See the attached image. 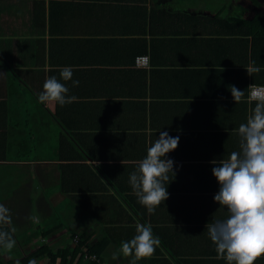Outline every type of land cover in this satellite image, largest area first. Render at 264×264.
Returning a JSON list of instances; mask_svg holds the SVG:
<instances>
[{
  "label": "crops",
  "instance_id": "0c3cea01",
  "mask_svg": "<svg viewBox=\"0 0 264 264\" xmlns=\"http://www.w3.org/2000/svg\"><path fill=\"white\" fill-rule=\"evenodd\" d=\"M127 3L125 0L119 3L115 0H0V155L9 157L7 161L0 162V184L22 186V188L0 196L2 204L10 210L12 218L10 229L14 228L16 232L21 231V234L27 233L29 235H33L35 229H43V223L39 220V208L40 205H43L41 203L45 202L52 209L61 208L64 212V218L82 219L89 217L85 212L78 211L73 206L64 209L65 196L56 188L60 182L57 167L65 165V162L57 164L53 159H55V155L61 152L62 148H66V152L71 149L68 145V139H72L71 134L59 125V120L83 121L85 123L100 122L108 126H118L119 123H129L130 120L134 119L130 114V102H126V98L121 97L123 98L121 100H115L118 98L111 100L117 101L114 103L92 102V104L82 108L75 104L84 103L88 100L77 98L75 102L71 103L78 106L74 113L68 112L67 104L59 107V111L63 108L66 109L65 112L58 115V120L56 118L58 116L55 114L58 105L40 103L38 94L43 90V84L50 76H56L61 83L69 88L68 95L77 94L78 97H88L91 92L94 93L97 90L108 91L110 94L120 97L122 96L120 92L130 90L129 78L125 74L122 75L127 66H107V64L97 63L100 60L117 62L121 60L120 57H123L124 60L127 57L118 45L119 41L124 40V35L113 33L129 30L127 20L122 21V17L116 12L118 10L109 8L110 5L125 8ZM222 3L225 2L149 0L147 7L157 13H163L165 16L181 13L189 16L225 20L229 15L227 13L234 11L235 16L246 18L243 6L227 7ZM122 14H126L125 10ZM164 18L161 20L173 23L170 18ZM168 23L163 21V25ZM168 25L173 30L172 24ZM106 32L110 33L105 34ZM157 38L166 43L164 46H171L169 49L163 50V55L161 54L162 57L159 61L162 62L161 59L166 60L164 54L169 58L176 57V52L179 49L175 47L176 45L173 46V43L178 40V37L168 34L165 37L157 36ZM102 41L118 43L117 45L110 44L108 47L102 45ZM65 67L72 68V80L64 81L60 78V72ZM176 70L174 66L167 64L157 69V71L168 72ZM74 80H79L78 87H73L72 81ZM171 84H173V80L166 81L164 78L159 80L158 94H162L168 87L173 88ZM144 102L145 109H142L143 112L140 113V117H144L146 127L140 133L145 136L146 152L151 143L159 138L161 132H168L172 137L179 136L178 148L167 154L170 156L180 157L181 155L200 153L208 155V159L212 161L213 159L225 158L231 152L240 150L238 131L199 133L186 129H170L181 128L179 126L183 124H194L193 119H196L199 114L197 115L192 111L193 103L190 101L177 100L176 102L166 101L162 98L157 100L146 98ZM94 103L96 104L93 105ZM107 104L109 106H106ZM204 113L207 114L203 117L209 121H216L217 119L227 121L230 118L223 113L213 116V109L209 108ZM140 120L143 121L141 118ZM90 133L91 136L83 137L81 141L86 145L84 148L95 149L94 152L124 154L127 152V147L130 146V139L119 135L120 131L113 132L118 136L117 139H111L104 144L92 143L89 146L91 137L98 139L101 136V133ZM202 134L205 136L202 137ZM79 136L81 138V135ZM16 157L22 158L13 159ZM165 159L174 161L173 170L176 173L174 177L169 174L168 185H201L212 188V191L205 195L194 194V199H191L192 205H188L187 209H174L173 205L170 207L159 206L156 212L158 215L191 216L207 219L208 223L226 219L227 210L214 202V196L219 191V184L212 175V165L209 161L190 162V160L167 158V156ZM85 163L91 166V170L96 173L98 163L90 161ZM111 165H130V163L120 160ZM197 165H202L201 169L205 170L202 177L191 178L193 176H188L183 178L178 176L181 170H188L192 173L190 168L197 169ZM115 170L112 168L113 173ZM96 175L98 176V174ZM101 179H94L93 177L84 180L79 179L80 182L72 181V184L99 185ZM104 183L108 184V182ZM41 186L46 188H41ZM202 195L204 196L199 198ZM31 217L36 219L33 220ZM34 221H36L35 223L39 221L42 227L41 225L37 226ZM46 225H44V229H46ZM64 229L78 231L85 229L91 232L97 227L92 224L87 227L69 226ZM100 234L101 232L98 231L95 236L98 237ZM32 237L26 245H23L19 240L17 242L19 241L24 249L35 244L34 241L37 238H39L40 243V237ZM17 238L19 239V236ZM164 238L167 239L166 233H164ZM179 241L181 242L176 247L179 242L174 238L172 241L173 250H178L180 247V250L187 251V255L184 256L187 257L188 264H227L224 259H217L215 245L211 242L207 229H190L186 232V237L180 238ZM158 248L163 251V256L161 257L162 261L157 264H182L178 262V258H174L166 252L167 246L164 247L160 243ZM255 264H264V255L258 257Z\"/></svg>",
  "mask_w": 264,
  "mask_h": 264
},
{
  "label": "trees",
  "instance_id": "16d2710c",
  "mask_svg": "<svg viewBox=\"0 0 264 264\" xmlns=\"http://www.w3.org/2000/svg\"><path fill=\"white\" fill-rule=\"evenodd\" d=\"M115 1L119 3L124 0ZM125 1L128 2L125 8L116 5L109 6L111 9L118 10L116 12L122 17V21L127 20L129 30L113 32L124 35V40L122 39L123 41H119V43L102 41L101 44L108 46L118 43L122 53L125 52L127 57L125 60L120 57L121 60L117 62L100 60L97 63L107 64V66H127L122 75L125 74L129 78L130 90L120 92L122 95L120 97L102 90L91 92L88 97L73 95L88 100L84 103L75 104L82 108L92 104V102L114 103L117 101L111 100L115 98H118L115 100H121L123 99L121 97H125L126 102H130V114L134 119L130 120L129 123H119L118 126H108L100 122L85 123L83 121L59 120L58 115L65 112L66 108L59 111L60 105L58 104L55 112L58 116L56 118L59 120V125L72 136V139H68V145L71 149L66 152V148H62L61 152L55 155V159H53L57 164L65 162V165L57 167L60 182L56 186L65 196L63 208L67 209V207L73 206L78 211L85 212L91 218L92 223L97 226V229L91 232H87L85 229L83 231L68 230L66 247L53 252L43 239L47 234L63 225L65 222L64 212H61L60 208L52 209L47 202H40L43 205L37 203L41 206L39 208L40 222L43 223V226L50 223L46 231L42 232L41 229H35V233L29 235L27 233L21 234V231L12 232L10 225L0 226V230L9 231L12 234L16 243L19 240L23 245H26L33 238L32 236L41 239L39 246L35 243L26 247L23 255L20 254V251H13L12 249L11 251L16 255L8 264H29L31 260H40L46 257H48V264H132V256L125 257L121 253L115 260L112 257L119 253L122 241H128L136 235L137 223L151 225L153 235L159 238L162 246L168 247L165 248L166 252L174 258H178L179 263L188 264L187 257L184 256L187 255V251L180 250V247L178 250H173L172 241L176 238V241L179 242L176 245L178 247L182 241L179 239L186 237V232L190 229H207V219L191 216H161L156 213L159 207L153 213H149L147 208L138 202L130 186L129 176L130 173L136 171L138 162L147 154L144 143L145 136L140 133L146 127L145 119L140 117V113L143 112L142 109H145L144 101L146 98L149 100L162 98L166 101L176 102L177 100L190 101L193 103L192 111L197 115L199 114L196 119H193L194 124H183L179 126L181 128L170 129H186L199 133L238 131L240 124L246 123L248 116L252 114V109L255 107L254 101H248L249 90L247 88L251 84L264 86V18L260 15H253L249 19L241 18L235 16L234 11L227 13L229 15L225 20L189 16L181 13L165 16L163 13L149 9L147 7L149 0ZM123 10L126 14H122ZM163 17L173 21V23H168L169 21L163 20L164 23L172 24L173 30L168 24L163 25L161 20ZM109 33L106 32L105 34ZM168 34L178 37L173 46L176 45L175 47L179 51L176 52L174 58H169L164 54L166 60L161 59L162 62H160L159 59L162 57L163 50H167L171 46H164L166 43L158 39L157 36L165 37ZM139 56L148 57V69L136 68L135 59ZM253 61L261 71L249 76L245 68ZM166 64L174 66L177 70L174 72L157 71L160 66H166ZM162 78L166 81L173 80V84H171L173 88L168 87L162 94H158L157 85ZM229 86H235L239 90L245 91V96L239 103L234 102ZM67 105L69 113H74L78 107L74 104ZM208 108L213 109V116L223 113L230 118L227 121L219 119L209 121L203 117L207 114L204 112ZM116 131H120L119 135L122 137L130 139V146L127 147V152L124 154L94 152L95 149L84 148L86 145L81 141L83 137L91 136L90 132H97L101 133V136L98 139L91 137L89 140L91 143L88 145L90 146L92 143L104 144L111 139L118 138L116 134H113ZM78 134L81 135V138ZM204 136L205 134H202V137ZM62 150L65 151L62 152ZM168 157L190 160V162H210L208 155L200 153L181 155L180 157L167 155ZM8 158L7 155H0V162L7 161ZM19 158L22 157L13 159ZM120 160L129 162L130 165H111ZM87 161L98 163L96 173L91 170V166L85 163ZM112 168L116 169L114 173ZM201 168L202 165H197V169L191 167L192 173L188 170H181L178 176L183 178L188 176H193L191 178L202 177L205 170ZM96 174L103 179L99 185L72 184V181L80 182V180L91 177L99 179ZM104 182H108V184ZM166 186L169 198L160 206L170 207L173 205L174 209H187L188 205H192L191 199H194V194L205 195L212 191V188L201 185ZM18 188H22V186L0 184V196ZM41 188L46 187L41 186ZM2 203L0 197V204ZM53 223L54 225L51 226ZM98 231L101 234L96 237L95 233ZM164 233H166L167 239L164 238ZM18 235L20 236L19 239L17 238ZM11 251L0 247V252L10 253ZM162 256L163 251L157 248L151 257L137 260L136 264H157L162 261ZM0 264L2 263L0 262Z\"/></svg>",
  "mask_w": 264,
  "mask_h": 264
},
{
  "label": "clouds",
  "instance_id": "9594fccd",
  "mask_svg": "<svg viewBox=\"0 0 264 264\" xmlns=\"http://www.w3.org/2000/svg\"><path fill=\"white\" fill-rule=\"evenodd\" d=\"M245 70L249 76L261 71L254 61ZM72 74V68L65 67L60 78L69 81ZM79 83V80L72 81L73 87H78ZM229 89L235 103L244 98L245 91L235 86H229ZM247 89L250 90L248 99L255 102V107L246 123L238 128L240 150L231 152L227 158L210 161L212 175L219 184L214 202L224 207L228 215L224 220L208 223L206 228L215 245L217 259H224L227 264H255L257 258L264 255V88L251 84ZM68 93L69 88L64 83L56 76H50L38 94V101L63 107L77 100L76 96ZM178 145L179 136L161 132L148 147L146 156L138 162L136 171L130 173V186L138 202L149 213L169 198L166 186L169 174L174 177L176 173L174 161L165 157ZM11 224L10 210L0 204V226ZM160 243L159 238L153 235L151 225L137 223L136 235L122 241L119 253L112 259H117L122 253L125 257L132 256V264H136L137 260L151 257ZM15 244L9 231L0 230V247L11 251ZM29 264L36 262L30 261Z\"/></svg>",
  "mask_w": 264,
  "mask_h": 264
},
{
  "label": "rangeland",
  "instance_id": "374dc122",
  "mask_svg": "<svg viewBox=\"0 0 264 264\" xmlns=\"http://www.w3.org/2000/svg\"><path fill=\"white\" fill-rule=\"evenodd\" d=\"M212 2H225L222 3L223 5H226L227 7H235L237 5L243 6L244 10H245V17L246 18H251L253 15H261L264 17V0H212ZM61 207V205H60ZM61 210V208H60ZM62 212V210H61ZM59 212V213H61ZM65 221V225L61 226L60 228H57L55 230H53L51 233L47 234L44 237V241L51 247L52 251L55 252L57 249H64L67 245V241H68V230L71 229H64L65 227H87L89 225H92V221L91 218H64ZM36 221H34L35 223ZM40 222L37 221V223H35L37 226L42 224H39ZM54 225L51 224V226ZM94 227H97L95 224H93ZM50 226V223H48L46 225V228ZM47 229H41L42 232L46 231ZM74 230V229H73ZM95 230V229H93ZM88 232V231H87ZM19 236V235H18ZM20 237V236H19ZM39 238H37V240H35L34 242H36V245L39 246ZM13 251H20V254L23 255V251L24 248L22 247V244L19 242H17L15 244V247L13 248ZM13 251L9 252H0V262L2 264H8V262L13 259L15 257V253H13ZM31 261H35L36 264H48V257L40 259V260H31Z\"/></svg>",
  "mask_w": 264,
  "mask_h": 264
},
{
  "label": "built area",
  "instance_id": "2783aa9c",
  "mask_svg": "<svg viewBox=\"0 0 264 264\" xmlns=\"http://www.w3.org/2000/svg\"><path fill=\"white\" fill-rule=\"evenodd\" d=\"M135 66L139 68H148V57L147 56L137 57L135 59ZM256 86L264 88L263 85H256Z\"/></svg>",
  "mask_w": 264,
  "mask_h": 264
}]
</instances>
